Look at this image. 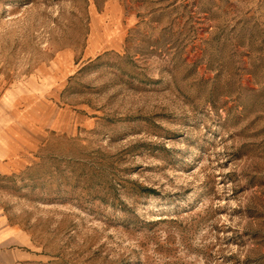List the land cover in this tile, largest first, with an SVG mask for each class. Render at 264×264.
I'll list each match as a JSON object with an SVG mask.
<instances>
[{
    "label": "rangeland",
    "instance_id": "obj_1",
    "mask_svg": "<svg viewBox=\"0 0 264 264\" xmlns=\"http://www.w3.org/2000/svg\"><path fill=\"white\" fill-rule=\"evenodd\" d=\"M0 239L264 264V0H0Z\"/></svg>",
    "mask_w": 264,
    "mask_h": 264
},
{
    "label": "crops",
    "instance_id": "obj_2",
    "mask_svg": "<svg viewBox=\"0 0 264 264\" xmlns=\"http://www.w3.org/2000/svg\"><path fill=\"white\" fill-rule=\"evenodd\" d=\"M5 241H7V239H5ZM2 242H1V239H0V244H1Z\"/></svg>",
    "mask_w": 264,
    "mask_h": 264
}]
</instances>
